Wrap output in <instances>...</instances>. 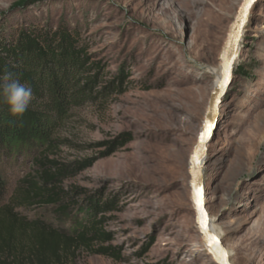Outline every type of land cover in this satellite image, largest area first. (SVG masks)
Here are the masks:
<instances>
[{
    "label": "rangeland",
    "instance_id": "374dc122",
    "mask_svg": "<svg viewBox=\"0 0 264 264\" xmlns=\"http://www.w3.org/2000/svg\"><path fill=\"white\" fill-rule=\"evenodd\" d=\"M184 1L0 0V35L63 27L106 67L105 81L127 74L123 94L71 112L58 135L65 144L52 156L85 164L65 178L66 190L119 205L102 217L123 260L81 251L69 264H214L197 228L189 171L244 0H225L216 32L204 25L202 9L190 17ZM204 181L210 226L231 263L264 264V0L245 31ZM81 221L65 218L60 226Z\"/></svg>",
    "mask_w": 264,
    "mask_h": 264
},
{
    "label": "trees",
    "instance_id": "16d2710c",
    "mask_svg": "<svg viewBox=\"0 0 264 264\" xmlns=\"http://www.w3.org/2000/svg\"><path fill=\"white\" fill-rule=\"evenodd\" d=\"M90 50L78 32L63 27L56 32L23 27L0 35V76L13 72L33 89L22 118L11 116L0 100V264H69L81 251L123 260L109 245L113 234L104 230L102 217L119 205L111 198L80 200L88 191L66 190L63 184L85 164L52 158L65 144L58 135L73 110L105 104L125 91L124 70L105 81L106 67L92 61ZM80 216L81 226H60Z\"/></svg>",
    "mask_w": 264,
    "mask_h": 264
},
{
    "label": "water",
    "instance_id": "95a60500",
    "mask_svg": "<svg viewBox=\"0 0 264 264\" xmlns=\"http://www.w3.org/2000/svg\"><path fill=\"white\" fill-rule=\"evenodd\" d=\"M259 0H244L243 6L232 26L226 47L221 57V83L212 95L209 110L191 160L190 176L192 202L196 212V224L203 244L214 264H232L223 241L210 228L209 214L205 202L204 168L207 164L208 146L214 141L215 130L223 99L232 83L235 63L241 51L245 31L252 17V11Z\"/></svg>",
    "mask_w": 264,
    "mask_h": 264
},
{
    "label": "clouds",
    "instance_id": "9594fccd",
    "mask_svg": "<svg viewBox=\"0 0 264 264\" xmlns=\"http://www.w3.org/2000/svg\"><path fill=\"white\" fill-rule=\"evenodd\" d=\"M33 99L30 83H21L16 74L6 71L0 76V100L7 106L11 116L22 118Z\"/></svg>",
    "mask_w": 264,
    "mask_h": 264
},
{
    "label": "bare ground",
    "instance_id": "6f19581e",
    "mask_svg": "<svg viewBox=\"0 0 264 264\" xmlns=\"http://www.w3.org/2000/svg\"><path fill=\"white\" fill-rule=\"evenodd\" d=\"M211 1H212V5H210V4L204 5V4H201L198 0H185L183 2V5H184V8H186L188 14H190V17H194L195 14L200 9H202L201 11L206 15L204 25L207 28L209 27L212 32H216L217 30H219L221 28V26L224 22L223 11H224L225 0H211ZM239 56H240V53H239ZM239 56H238V58H239ZM221 80H222V77H221ZM220 83L217 85V87L220 85ZM210 228H211V226H210ZM211 230L213 231L212 228H211ZM213 233H215V232L213 231ZM218 237H220V236H218Z\"/></svg>",
    "mask_w": 264,
    "mask_h": 264
},
{
    "label": "snow or ice",
    "instance_id": "6c2138e0",
    "mask_svg": "<svg viewBox=\"0 0 264 264\" xmlns=\"http://www.w3.org/2000/svg\"><path fill=\"white\" fill-rule=\"evenodd\" d=\"M246 3H247V4H250V3H251V0H246Z\"/></svg>",
    "mask_w": 264,
    "mask_h": 264
}]
</instances>
